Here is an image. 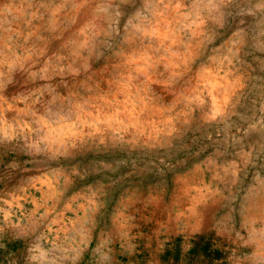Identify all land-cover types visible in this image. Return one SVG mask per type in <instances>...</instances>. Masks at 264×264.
<instances>
[{"label":"rangeland","instance_id":"1","mask_svg":"<svg viewBox=\"0 0 264 264\" xmlns=\"http://www.w3.org/2000/svg\"><path fill=\"white\" fill-rule=\"evenodd\" d=\"M0 264H264V0H0Z\"/></svg>","mask_w":264,"mask_h":264},{"label":"bare ground","instance_id":"2","mask_svg":"<svg viewBox=\"0 0 264 264\" xmlns=\"http://www.w3.org/2000/svg\"><path fill=\"white\" fill-rule=\"evenodd\" d=\"M249 210V209H248Z\"/></svg>","mask_w":264,"mask_h":264}]
</instances>
